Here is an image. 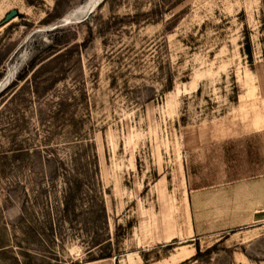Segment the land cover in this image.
Segmentation results:
<instances>
[{
    "label": "rangeland",
    "instance_id": "rangeland-1",
    "mask_svg": "<svg viewBox=\"0 0 264 264\" xmlns=\"http://www.w3.org/2000/svg\"><path fill=\"white\" fill-rule=\"evenodd\" d=\"M83 1L0 0V264H264V228L189 240L184 196L264 173V0L59 24Z\"/></svg>",
    "mask_w": 264,
    "mask_h": 264
},
{
    "label": "crops",
    "instance_id": "crops-1",
    "mask_svg": "<svg viewBox=\"0 0 264 264\" xmlns=\"http://www.w3.org/2000/svg\"><path fill=\"white\" fill-rule=\"evenodd\" d=\"M184 196L189 240L234 238L243 229L258 234L264 228V173L197 188Z\"/></svg>",
    "mask_w": 264,
    "mask_h": 264
},
{
    "label": "bare ground",
    "instance_id": "bare-ground-1",
    "mask_svg": "<svg viewBox=\"0 0 264 264\" xmlns=\"http://www.w3.org/2000/svg\"><path fill=\"white\" fill-rule=\"evenodd\" d=\"M104 1L105 0H84L81 4H78L77 6H75L74 8H72L70 11H68L63 16V18L60 19V23H62V25H67V24H71L72 22H80L84 18L88 19L89 16L94 12V10L100 4H102ZM73 17H75L76 20L75 21H70ZM17 58H19V57H17ZM23 61H25L24 58H23ZM19 62H20V60H19ZM19 66L20 65H18V68H19ZM15 71H18L16 69V66H15V68H12L11 70L8 71V74L6 75V77L4 78V80L0 83V88H2V86H6V84L8 82H10L11 78L13 77V75H15L14 74Z\"/></svg>",
    "mask_w": 264,
    "mask_h": 264
},
{
    "label": "water",
    "instance_id": "water-1",
    "mask_svg": "<svg viewBox=\"0 0 264 264\" xmlns=\"http://www.w3.org/2000/svg\"><path fill=\"white\" fill-rule=\"evenodd\" d=\"M17 11L16 10H11L9 11L3 18V20L1 21V25H5L7 23H9L12 19H14L16 16H17ZM76 18L73 17L70 21H75ZM59 24H62V23H59Z\"/></svg>",
    "mask_w": 264,
    "mask_h": 264
},
{
    "label": "built area",
    "instance_id": "built-area-1",
    "mask_svg": "<svg viewBox=\"0 0 264 264\" xmlns=\"http://www.w3.org/2000/svg\"><path fill=\"white\" fill-rule=\"evenodd\" d=\"M261 213L264 215V208L261 210Z\"/></svg>",
    "mask_w": 264,
    "mask_h": 264
}]
</instances>
